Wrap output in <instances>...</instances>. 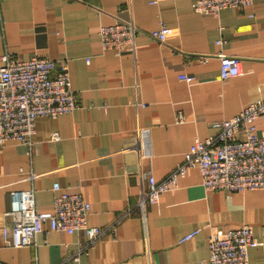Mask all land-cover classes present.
Listing matches in <instances>:
<instances>
[{
	"label": "crops",
	"instance_id": "crops-1",
	"mask_svg": "<svg viewBox=\"0 0 264 264\" xmlns=\"http://www.w3.org/2000/svg\"><path fill=\"white\" fill-rule=\"evenodd\" d=\"M195 1L0 0V58L66 62L77 102L71 114L36 119L29 151L0 149V264H208L210 235L241 224L255 239L248 263L264 264V189L209 191L191 168L173 192L136 206L149 176L164 179L216 123L264 96V0L217 17L194 12ZM116 22L135 25L133 51L102 49L99 29ZM161 26L164 43L149 36ZM220 53L241 59L240 75L220 79ZM255 124L264 134V117ZM55 183L90 204L88 224L108 228L104 236L79 254L83 231L46 223L33 244L8 246L10 191L32 189L35 210L50 212Z\"/></svg>",
	"mask_w": 264,
	"mask_h": 264
},
{
	"label": "built area",
	"instance_id": "built-area-1",
	"mask_svg": "<svg viewBox=\"0 0 264 264\" xmlns=\"http://www.w3.org/2000/svg\"><path fill=\"white\" fill-rule=\"evenodd\" d=\"M251 5L252 0H196L192 9L199 14L217 17L222 9L248 8ZM136 31L131 22L102 26L98 32L101 47L117 54L125 49L133 51ZM169 32L168 28L161 26L149 36L164 43ZM0 59V149L9 142H17L29 151L38 117L71 114L77 108L76 95L70 85L69 67L64 61L54 62L45 57L19 61L6 53ZM218 60L222 81L241 74L239 57L220 53ZM261 117H264V96L232 118L216 123L217 131L203 141L196 140L185 152L183 161L164 179L157 181L154 176H149L147 188L140 194L136 206L143 210L146 205L157 202L164 193L173 192L177 188L178 176L191 168L199 170L201 184L209 191L263 190L264 134L256 133L255 124ZM182 120L183 116L179 115L177 121ZM240 131L243 136H238ZM51 139L57 141L60 137L53 133ZM34 177L31 174L26 179ZM53 190L56 194L50 212L35 210L32 189L10 191V208L4 216L11 219L12 225L2 230V237L8 246L22 248L33 244L46 223L52 231L68 234L83 231L86 242L79 248V254L93 247L104 236L108 228L88 224L90 204L79 193L63 191L58 183L53 185ZM195 234H187L181 241H187ZM254 244L249 224H241L224 234L214 232L208 240V264H249L248 252Z\"/></svg>",
	"mask_w": 264,
	"mask_h": 264
}]
</instances>
